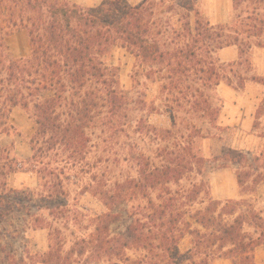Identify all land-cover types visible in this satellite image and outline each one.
Masks as SVG:
<instances>
[{
  "label": "trees",
  "instance_id": "1",
  "mask_svg": "<svg viewBox=\"0 0 264 264\" xmlns=\"http://www.w3.org/2000/svg\"><path fill=\"white\" fill-rule=\"evenodd\" d=\"M171 2L166 13L181 9L180 27L164 29L157 0H104L97 7L0 0V136L15 130L11 115L18 108L36 125L25 161L0 147V264H214L217 258L257 264L263 219L246 200L213 199L208 175L211 163L212 170L234 166L239 187L249 192L254 175V185L264 182V152L223 147L211 161L200 143L230 131L221 123V84L237 91L251 81L264 85L251 62L252 50L264 48V0H231L230 21L217 26L194 7ZM19 30L28 32L31 49L15 59L9 38ZM231 46L240 59L223 63L219 53ZM115 47L151 65L158 107L122 89L118 69L107 63ZM152 114L167 115L169 126L152 125ZM112 147L111 159L130 164L134 175L104 182L99 172L110 157L93 153ZM22 172L37 174L36 196L10 186L9 177ZM72 188L79 190L76 202L90 194L105 212L91 217L69 204ZM196 204L204 207L195 211ZM122 214L127 224L114 234ZM84 223L85 232L65 236ZM39 230L49 231L48 251L33 255L24 246L18 254L17 244ZM186 233L192 247L182 253Z\"/></svg>",
  "mask_w": 264,
  "mask_h": 264
},
{
  "label": "rangeland",
  "instance_id": "2",
  "mask_svg": "<svg viewBox=\"0 0 264 264\" xmlns=\"http://www.w3.org/2000/svg\"><path fill=\"white\" fill-rule=\"evenodd\" d=\"M59 2L69 1L71 3L83 6V7H97L104 0H58ZM78 3H77V2ZM144 0H130L132 5H138ZM171 1L175 3H186V7H194L200 13L203 18L212 16V12L223 4L220 8L224 12L229 9L231 14V0H168L163 5L161 0H157L159 4L157 21L158 24L164 29L169 24H175L180 27L179 17L177 13H180L181 9H175L171 13H166L170 7ZM217 2L220 6L217 5ZM170 3V4H169ZM184 11V10H182ZM223 12V11H222ZM186 13V12H183ZM176 14V15H175ZM221 16V12L219 13ZM231 17V15H230ZM218 18V17H217ZM194 17L192 16V22ZM10 51L15 59H21L30 54V37L26 30H19L15 32L9 38ZM107 63L110 66L116 67L119 72L120 85L124 91L129 94V97L134 101L138 98H145L149 103L155 102L158 107L162 101L160 96L159 85L152 83L149 79L151 74V65L142 63L136 59L126 49L121 47H115L107 57ZM262 90L259 92V96L264 98V85ZM226 84L221 85L218 88V94L224 103H228V107L223 109L221 123L224 127H230V131L224 135L221 139H209L201 141L200 145L202 148V154L209 160L213 161L214 157L220 155L223 147H232L241 151H250L254 155H259L264 152V100L261 103L259 109L255 112V122L257 117H260V121L257 122L258 128L255 130L251 128V82H248V86L244 91H237L231 88L233 92L225 90ZM228 92V93H227ZM225 107V105H224ZM254 114V113H253ZM149 121L152 125L160 127L169 126V117L167 115L152 114L149 117ZM11 123L15 130L10 134H4L0 136V147L9 150L11 157H16L21 161H25L32 155L31 151V138L35 133L36 125L34 120L31 118L28 112L21 108L15 109L11 115ZM116 148V147H115ZM114 147L108 149L104 154L99 151H94L93 157L95 159L104 158L109 160L103 164V169L99 172V177L106 181L125 180L127 177L134 175L132 167L126 162L117 163L111 159ZM125 156V154H124ZM215 165L211 163L210 173L208 180L210 183V194L215 200L226 202L229 200L234 201H248L253 205L256 212L261 216L264 221V182L254 185L252 183L255 175L251 178L248 185L251 186V191H245L238 185L237 169L234 166H230L227 169H216L212 170ZM10 186L14 189L27 191L31 194H38L40 189V181L37 174L34 173H17L9 177ZM76 191V192H73ZM78 188H72V194L70 195L71 205H77L83 213L88 216L95 217L97 214L105 212L103 205L92 195L86 194L84 197L78 198ZM204 205L196 204L194 210L203 208ZM127 224V215L122 214V218L118 224L113 226L112 231L114 234L123 231ZM87 223L83 224V227L77 225L73 226L68 230H64L65 236L70 240L72 234L79 235L86 228ZM194 228L199 226L194 225ZM246 230L254 234L253 228L246 227ZM24 246L33 255L42 254L49 249V231L39 230L28 233L27 240L20 241L17 244V253L23 252ZM70 245L68 244L66 250ZM192 247V237L186 233L184 238L179 244V249L182 253ZM128 255L133 259H136L134 252H129ZM255 261L257 264H264V244L258 247L255 251ZM214 264H231L229 260L215 259Z\"/></svg>",
  "mask_w": 264,
  "mask_h": 264
},
{
  "label": "crops",
  "instance_id": "3",
  "mask_svg": "<svg viewBox=\"0 0 264 264\" xmlns=\"http://www.w3.org/2000/svg\"><path fill=\"white\" fill-rule=\"evenodd\" d=\"M217 5L220 6L218 2ZM221 6H223V4ZM220 7L219 9L217 8L215 11H213L212 16L209 17V22L214 26L224 25L230 21L229 9H227V11L224 12V10L221 9L222 7L221 8ZM220 12H221V16L219 15ZM219 58L223 63L237 62L240 59L239 49L236 46L227 47L219 53ZM251 62L253 66V74L259 78H264V48H254L252 50ZM221 85L219 86V88L221 87ZM247 86L248 83L246 84V87ZM261 88H262L261 84L251 81V128L255 130H256L254 126L255 125L254 121L256 117L255 112L259 109L261 103H263L264 100L263 97L259 96L260 94L259 92H261L262 90ZM225 90L229 91V93L233 92L231 91L232 89L229 86H227ZM224 105H225L224 108L226 109V107H228V103L226 102L224 103ZM262 117L264 119V115Z\"/></svg>",
  "mask_w": 264,
  "mask_h": 264
}]
</instances>
